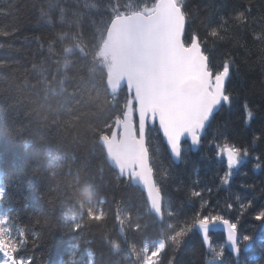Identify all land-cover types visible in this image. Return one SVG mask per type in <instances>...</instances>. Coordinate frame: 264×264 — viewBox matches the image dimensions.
Returning a JSON list of instances; mask_svg holds the SVG:
<instances>
[{"label":"snow or ice","instance_id":"1","mask_svg":"<svg viewBox=\"0 0 264 264\" xmlns=\"http://www.w3.org/2000/svg\"><path fill=\"white\" fill-rule=\"evenodd\" d=\"M92 8H97V5H90L87 0L83 3L81 0H71V7L68 6V0H49L46 7H40L41 21L55 27L58 11L60 23H66L78 31L56 33L47 42L48 55L39 63H32L31 68H25L23 82L17 85L18 88H30L33 95L39 98L40 102L30 109L29 115L35 117L43 130L55 128L57 136L70 139L74 144L86 143L89 146L75 175H72L71 168L68 170L67 175L72 177L67 181L68 188L72 190L69 198L72 201L69 209L72 214L70 218L65 214V231L77 234L97 229L92 233L93 237L99 239L101 246L109 252H116L123 246L126 247L129 258L136 257V264H161L159 258L169 247L178 251L190 233L198 229L203 245L212 253V260L224 264L223 245L217 250L211 240V230L222 226L227 243L239 264L242 251L255 242L253 235H241L239 216L234 222L221 214L205 215L197 210L193 217L181 219L172 210L167 213V221L173 222L165 221L164 188L155 179L147 128L150 119L153 122L158 120L167 150L174 161L186 162L190 151L203 147L204 133L216 113L232 104L233 96L228 91L227 84L235 65L231 54L225 53L222 67L214 70L212 52L206 45L207 37L239 43V31L247 30L250 24L255 23L250 18L251 9L246 7L229 12L225 4H215V13L218 14L216 26L202 39L195 31L190 37L188 35L190 13L185 0H155L151 6L143 5L136 10L126 11L113 7L85 42L83 22L93 15L90 11ZM69 14L73 19H68ZM91 23L96 25L97 21L91 20ZM18 30L15 26L12 32L0 28V35L7 37ZM252 38L262 46L261 60L264 61V28L259 30L258 35L253 33ZM33 39L39 44L37 51L42 52L44 44L41 41L44 38L38 36ZM64 41L69 43L59 49L55 47L57 43ZM3 47L0 44V49ZM0 67L11 65L0 60ZM16 71H13V77ZM29 74H34L35 84L30 83ZM124 84L129 93L134 95H130L121 108L117 93ZM3 91L4 89H0V92ZM20 103L22 100L16 99L9 106L14 107ZM243 109L244 122L248 123L254 117V111L247 102ZM113 112L117 114L112 116ZM134 113H138V125L131 119L129 132L128 117L129 114L132 117ZM109 119L111 122H108ZM19 131L22 128L17 129ZM259 138L255 136L253 141ZM186 141H190V144ZM208 144L211 145L214 157L205 158L224 164L226 170L219 177L220 184L229 185L237 166L251 156L250 149L238 146L223 131L215 134ZM93 158L99 159L101 173L106 170L114 174L117 181L127 177L129 183L135 181L143 185L147 193L146 211L161 218L158 238L151 246L145 244L138 251L136 244L129 242V229L134 228L141 233L142 228L139 223L133 224L130 215H122L123 201L115 200V186L110 182L107 188L113 191L112 199L116 208L106 211L99 207L105 203L106 198L101 199L97 195V189L105 184L102 174L101 184H96ZM69 159L75 161L76 157L59 148L55 155L49 153L51 175L56 177L57 170ZM255 167L259 168L260 165L256 164ZM32 171H39V166ZM166 174L167 170H164L162 179ZM241 186L254 190L251 185ZM196 187L191 186V198L202 197V192L195 190ZM5 200L6 189L0 182V204ZM241 201L242 198L237 197L241 210L247 212L252 209L253 199H248L247 203ZM225 207L232 210L234 205L228 203ZM110 215L114 220L112 230L117 233L116 238H112L107 229ZM14 219L13 209H0V264H34L33 257L22 253L29 239L35 245L38 239L44 237L43 232L33 230L41 226V221L37 219L34 225L16 227ZM253 219L261 222L264 227V207L255 213ZM44 223H47L46 219ZM259 243L264 249V239ZM104 255L101 251L94 260V253L89 249L87 264H100ZM169 264H175V260H169Z\"/></svg>","mask_w":264,"mask_h":264},{"label":"trees","instance_id":"2","mask_svg":"<svg viewBox=\"0 0 264 264\" xmlns=\"http://www.w3.org/2000/svg\"><path fill=\"white\" fill-rule=\"evenodd\" d=\"M113 0H87L93 13L90 19L84 20V39L87 42L95 27L99 26L102 19L110 14ZM63 2V0H62ZM83 3L84 0H81ZM49 0H0V28L9 32L13 26L18 31L7 37L0 35V60L8 62L11 67H0V182L6 189V200L0 204V209L7 211L13 209L16 227L34 225L40 219L41 226L35 227V232H43L45 235L33 245L29 239L25 256L34 258V264H87V251L94 253L95 260L101 251L105 253L100 264H136V257L129 258L126 247L116 252H109L101 246V241L94 238L92 233L97 229L85 230L83 233L72 234L65 231V214L70 218L69 211L72 201L71 189L67 181L69 168L72 175L83 161L88 149L86 143L74 144L70 139H63L56 135V129L43 130L36 122L33 115H29L30 109L40 101L33 95L30 88H18L24 79V69L31 68L32 63H39L47 55V42L60 32H77L78 29L59 21V13H56L55 27L40 20L39 9L46 7ZM187 10L190 13L188 35L193 31L204 39L206 33L215 27V4H225L226 10L251 9L250 18L255 23L250 24L247 30L241 29L237 34L239 43L233 40L220 41L207 37L206 45L212 52V66L219 70L225 59V53L231 54L235 65L231 70L228 81V91L233 96L230 106L221 108L212 120L211 125L204 133L203 147L196 151H190L187 161H172L165 143L163 142L155 124L148 125V144L150 148L151 164L155 171V179L162 183L164 188L165 221L167 213L175 210L181 219L191 218L195 211L203 214H221L227 219L236 222L239 216L238 226L241 235H253L255 242L239 256V264H264V249L259 241L264 239V227L261 222L253 219L255 213L264 207V61L261 60V45L254 42L253 33L259 34L264 28V0H185ZM207 5V7H206ZM71 7V0H68ZM68 19H73L69 14ZM91 20L97 21L96 25ZM223 34V33H222ZM43 37L42 52H38L39 44L34 37ZM69 41L57 43L55 47L61 48ZM238 68V70H237ZM14 70L15 77L12 76ZM34 74H29L30 83L35 84ZM130 98L126 88L117 93L118 105L122 108ZM22 103L10 107L9 104L16 100ZM245 102L253 109L254 117L250 122H244ZM112 113V116L116 115ZM122 115V113H119ZM135 120V119H134ZM108 122H111L109 119ZM114 126V125H113ZM22 131L17 132V129ZM83 125H81V130ZM223 131L228 138L238 146L247 147L251 156L243 160L234 170L229 185H221L219 177L224 175V164L215 159L208 141L214 139V135ZM255 136L260 138L253 141ZM187 143V142H186ZM59 148L62 152L74 154L76 159L64 162L58 175L53 177L49 167V153L56 154ZM259 157V159H256ZM97 174L96 184L100 185V175H103L105 186L98 187L97 195L105 199L103 207L106 211L115 210L116 203L112 199L113 191L108 190L110 182L115 186V200H122L121 211L123 216H131L133 224L139 223L142 232L138 233L134 228L128 231V240L135 243L137 250L144 243L154 242L160 231L159 221L154 214L146 211V200L142 190L128 178L117 181L111 172L101 173V165L98 158L92 159ZM260 167L256 168L255 165ZM39 166V171L33 172L34 167ZM164 170H167L166 176ZM118 171V170H117ZM59 183V187L57 184ZM197 186L195 190L202 192L201 198H191V186ZM241 185H251L254 190ZM211 189V191H208ZM237 197H241L243 203L253 199L254 204L250 211L244 212L237 203ZM65 201H68L65 203ZM228 203L234 205L232 210L225 206ZM168 205L171 207L169 208ZM47 220L45 224L44 221ZM114 220L110 215L107 221V229L112 238L117 233L113 231ZM119 226L117 225V228ZM127 228V225H125ZM212 243L224 244V237L220 231H211ZM76 246L75 248L73 246ZM161 264H169V260H175V264H209V251L202 243L201 235L194 229L187 237L185 243L178 251L171 247L159 258ZM222 259L224 264H237V258L223 246ZM212 264V262H211Z\"/></svg>","mask_w":264,"mask_h":264},{"label":"rangeland","instance_id":"3","mask_svg":"<svg viewBox=\"0 0 264 264\" xmlns=\"http://www.w3.org/2000/svg\"><path fill=\"white\" fill-rule=\"evenodd\" d=\"M154 2H155V0H113L112 4L110 5V7L111 8L118 7L121 11H126L128 9L136 10L138 7L143 6V5L151 6V4L154 3ZM111 8H108V9L111 10ZM129 94L132 95L131 93H129ZM148 125H153V124H150L148 122ZM195 230L200 234L198 229H195ZM154 242L144 243L138 251H141L145 244H147L148 246H151L152 243H154ZM220 245H217V244L213 243V246L217 247V250H220L219 249ZM222 245L225 247V243L222 244ZM245 250H247V249H244L243 251H245ZM209 255H210V261L212 262V264H219V261H213L212 260V253L211 252H209ZM234 258H237V257H234Z\"/></svg>","mask_w":264,"mask_h":264},{"label":"water","instance_id":"4","mask_svg":"<svg viewBox=\"0 0 264 264\" xmlns=\"http://www.w3.org/2000/svg\"><path fill=\"white\" fill-rule=\"evenodd\" d=\"M122 88H126V90L129 91L128 88H127V86H126V84H124L120 89H122ZM120 89H119V90H120ZM119 90H118V91H119ZM131 94L134 95V93H131ZM134 116H135V118H136V123H137V125H138V113H134ZM131 119H133V115H132V117H131V114H129V117H128V131H129V132L131 131ZM148 122H149L150 124H155V126L157 127V129H158V131H159V134H160V136H161V138H162V140H163V142L165 143V146H166V140H165V138L163 137V133H162V131H161L160 128H159L158 120L155 121V122H153V121H151V119H150ZM113 127H115V125H114ZM129 139H131L130 136H129ZM182 139H184V138H182ZM186 142L190 144V141H186ZM166 148H167V147H166ZM167 151H168V150H167ZM194 151H196V150H193V152H194ZM168 153H169V155H170V152H169V151H168ZM171 159H172V161L175 162V163H178V162H179V161H174V158H171ZM125 178H127V177H125ZM132 183L135 184V185H137V186L142 190V192L144 193L145 200L147 201V193H146V191L144 190L143 185H141V184H139V183H137V182H135V181H132ZM157 218L160 219V217H157ZM211 231H220V232L223 233L226 248L228 249V251H229L231 254H233L230 245L227 243L226 233L224 232L223 227H222V226H217L216 228L212 229ZM233 255L236 256L235 254H233Z\"/></svg>","mask_w":264,"mask_h":264}]
</instances>
